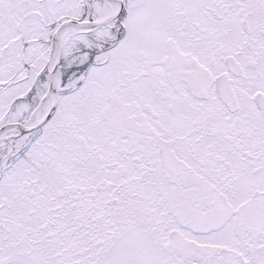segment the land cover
<instances>
[{
    "label": "snow or ice",
    "instance_id": "1",
    "mask_svg": "<svg viewBox=\"0 0 264 264\" xmlns=\"http://www.w3.org/2000/svg\"><path fill=\"white\" fill-rule=\"evenodd\" d=\"M0 264H264V0H0Z\"/></svg>",
    "mask_w": 264,
    "mask_h": 264
}]
</instances>
